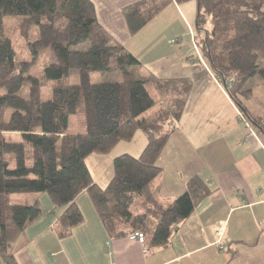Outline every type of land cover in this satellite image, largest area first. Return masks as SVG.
Listing matches in <instances>:
<instances>
[{"label": "trees", "instance_id": "1", "mask_svg": "<svg viewBox=\"0 0 264 264\" xmlns=\"http://www.w3.org/2000/svg\"><path fill=\"white\" fill-rule=\"evenodd\" d=\"M173 1L197 2V30L211 26L199 43L200 52L232 101L264 136V117L255 118L242 100L252 97L249 80L258 75L264 81V0H144L123 10L131 35ZM6 17L22 18L24 37L38 27L39 38L28 44L31 62L17 61ZM81 45L83 50H75ZM46 50L54 53L56 62L45 67L43 80L28 75ZM140 66L101 26L91 0H0V258L5 264H17L13 249L26 227L44 213L43 195L54 208H65L57 226L61 237L83 223L77 200L86 192L111 238L141 232L149 251L167 247L211 195L210 183L199 175L169 204L154 194L152 184L162 174L157 162L178 129L191 85L138 78L133 69ZM72 71L79 72V84L68 82ZM111 71L118 72L121 81H90L93 72ZM47 81H53L52 98L43 101ZM24 89L28 98L20 95ZM77 115L83 131L69 133L70 117ZM139 131L146 147L138 157L117 156L114 176L101 189L87 158L110 154ZM18 194L28 195V201L12 204Z\"/></svg>", "mask_w": 264, "mask_h": 264}, {"label": "crops", "instance_id": "2", "mask_svg": "<svg viewBox=\"0 0 264 264\" xmlns=\"http://www.w3.org/2000/svg\"><path fill=\"white\" fill-rule=\"evenodd\" d=\"M91 1L99 23L113 41L141 62L133 69L138 78L191 85L178 129L157 162L162 174L152 184L154 194L169 204L197 175L210 183L212 193L179 227L167 247L152 251L131 236L111 238L86 192L77 200L83 223L61 237L57 226L65 208H54L49 196L43 195L44 213L26 227L13 249L16 263L264 264V136L255 128L254 134L246 128L240 119L242 111L219 78L187 59L191 55L183 43L184 23L193 21L195 6L173 1L131 35L123 10L144 0ZM146 145L147 140L140 149L121 153L138 157ZM113 157L93 154L86 160L93 181L103 190L114 176L117 156ZM19 198L15 205L25 204L29 196ZM220 226L225 227L223 249L217 245ZM0 264H5L1 258Z\"/></svg>", "mask_w": 264, "mask_h": 264}, {"label": "rangeland", "instance_id": "3", "mask_svg": "<svg viewBox=\"0 0 264 264\" xmlns=\"http://www.w3.org/2000/svg\"><path fill=\"white\" fill-rule=\"evenodd\" d=\"M182 5H189V6L194 5L196 8L194 13L193 11L191 12L193 13L192 14L193 21H191L190 23L185 21L184 23L185 24V34H184L183 43L186 44L185 45L186 47H189L187 50L189 51V55H191V58H187V59L188 60L191 59L193 60V62H196L202 65L212 75H215L213 71L211 70L209 64L206 62V60L202 56L200 49H199V43L201 42V39L205 37V30L210 29L211 26L207 25L205 27V30L198 31L196 28V19H197V14H198L197 13V10H198L197 2L191 1V2L184 3ZM21 21H22L21 17H6L5 18V30H6L7 36L13 42L14 49L16 51L17 61L31 62L32 55H31V51L29 50L28 44L39 38V30H38V27L33 26L27 32V36L24 37L22 34V30L20 28ZM59 24L58 26L60 27ZM83 49H84V46L81 45V46H78L75 50H83ZM53 62H56V57L54 53L51 52L50 50H46L40 55L38 60L34 62V64L31 66L28 75L43 80L45 67L48 64L53 63ZM112 62H114V60ZM261 67L264 68V61L261 62ZM90 81L92 83L119 82L121 81V76L116 71H111L108 73L93 72L90 74ZM68 82L71 84H79L80 83L79 72L72 71L68 78ZM220 82L222 83L221 80ZM52 86H53V81H47L45 83L43 92H42L43 101H47L52 98ZM246 87L252 90V97L248 101L242 99L244 101V105L246 106L247 109L250 110V112L252 113L254 117L256 116L255 118H261L262 116H264V81L257 75L253 79L247 82ZM20 95L24 98H28L29 90L24 89ZM242 114L243 115H240V119L243 122V124H245L246 128L249 130V128L246 125V121H247L250 124L251 129L253 130L255 127H253V125L248 121L247 116L243 112ZM258 116H261V117H258ZM81 131H83V125H82L80 116L78 115L71 116L69 120L68 132L69 133H79ZM16 140H20V138H16ZM145 141H146V137L144 133L139 131L136 133L132 141H123L119 143V145L116 146L115 149L110 154L112 157L113 156L115 157V155L121 156L124 154H129V153L122 154L121 151L126 150L127 152H134L140 149L143 143H145ZM18 195L19 196H16V198H12V201H11L12 204L17 203L20 199L19 197H23V194H18Z\"/></svg>", "mask_w": 264, "mask_h": 264}, {"label": "built area", "instance_id": "4", "mask_svg": "<svg viewBox=\"0 0 264 264\" xmlns=\"http://www.w3.org/2000/svg\"><path fill=\"white\" fill-rule=\"evenodd\" d=\"M246 125L249 128V130L252 132V134H254L253 130L251 129L250 124L247 121H246ZM224 232H225V227L224 226H220L218 228V230H217V233H216V235L218 237L217 245H220L221 246V249H223V246H222V243H221V237L223 236ZM131 237L136 238L140 242V244L143 247L146 248V241H145V237H144V234L143 233L138 232V233L132 235Z\"/></svg>", "mask_w": 264, "mask_h": 264}]
</instances>
